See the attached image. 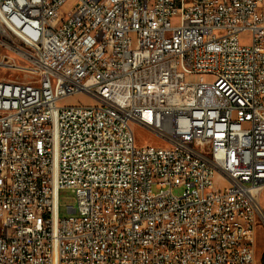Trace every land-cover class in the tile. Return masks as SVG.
I'll list each match as a JSON object with an SVG mask.
<instances>
[{
  "label": "built area",
  "instance_id": "obj_1",
  "mask_svg": "<svg viewBox=\"0 0 264 264\" xmlns=\"http://www.w3.org/2000/svg\"><path fill=\"white\" fill-rule=\"evenodd\" d=\"M66 1L0 0V264H257L264 0Z\"/></svg>",
  "mask_w": 264,
  "mask_h": 264
},
{
  "label": "rangeland",
  "instance_id": "obj_2",
  "mask_svg": "<svg viewBox=\"0 0 264 264\" xmlns=\"http://www.w3.org/2000/svg\"><path fill=\"white\" fill-rule=\"evenodd\" d=\"M73 5V0H67L63 6V10L67 11ZM171 22L176 24L178 22V18H172ZM241 44H249L250 39L248 36H242L240 39ZM201 81H206L209 78L206 76L200 77ZM82 101L84 103H92L93 101L85 95H76L71 98L63 99L59 102V105H66L71 103H76ZM131 129L133 132L134 144L136 147L145 146V145H153V146H164V142L158 138L152 132L146 130L142 126L137 124H131ZM182 189H175L174 193L179 194ZM59 203H60V216H67L68 213L66 211V205L73 204L72 194L69 190H61L59 193ZM256 245H255V256L257 260V264H264V229L261 226L257 227L256 232Z\"/></svg>",
  "mask_w": 264,
  "mask_h": 264
}]
</instances>
